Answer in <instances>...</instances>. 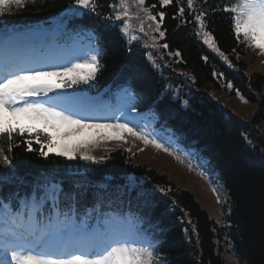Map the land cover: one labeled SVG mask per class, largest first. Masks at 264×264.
Wrapping results in <instances>:
<instances>
[{
  "label": "snow or ice",
  "instance_id": "6c2138e0",
  "mask_svg": "<svg viewBox=\"0 0 264 264\" xmlns=\"http://www.w3.org/2000/svg\"><path fill=\"white\" fill-rule=\"evenodd\" d=\"M38 3L39 0H0V17L13 7L19 10ZM157 3L110 0V11L103 14L97 10V0H74L69 10L74 16L88 13L112 21L129 45L137 42L145 49L167 51L169 45L159 41L166 36V9L175 6L172 18L183 22L186 13L193 16L199 25L196 34H202L203 43L227 61L212 33L205 31L208 16L223 12L229 15L237 44L264 55V0H228L227 5L201 0L199 8L194 7V0H186V6L185 0ZM77 35H86L87 46L77 44L59 60H20L7 55L0 59V167L11 168L12 153L22 145L26 152H37L44 159L52 154L66 160L103 164L109 157H97L92 150L111 140L127 143L125 134L183 162L178 153L158 138L122 122L123 112L120 116L95 119L89 115L93 109L82 104L76 91L68 93V89L89 85L103 67L101 48L94 43V30L82 29ZM147 58L159 67L151 51ZM213 75L219 78L223 73L214 71ZM227 88L233 90L231 81ZM235 94L247 103L239 89ZM127 95L131 98L133 94ZM128 111L136 112L135 105L130 104ZM85 131L92 135L69 142ZM34 144L39 147L34 148ZM5 182L11 183L12 179L0 176V264H168L159 253L158 241L142 227L141 217L104 211L102 192L93 193L95 203L91 211L80 213L79 202L89 194L88 183L74 181L65 189L64 179L45 174L32 182L23 195H4ZM213 191L217 193V202L223 203L217 189Z\"/></svg>",
  "mask_w": 264,
  "mask_h": 264
},
{
  "label": "trees",
  "instance_id": "16d2710c",
  "mask_svg": "<svg viewBox=\"0 0 264 264\" xmlns=\"http://www.w3.org/2000/svg\"><path fill=\"white\" fill-rule=\"evenodd\" d=\"M68 1L41 0L37 6H27L9 20L21 21L46 16L58 11ZM200 3L201 0L199 7ZM212 3L220 4L215 0ZM166 10L168 14L171 12L165 21V25L170 28L171 47L181 52L185 67L195 74L198 85L202 86L212 79L214 68H222L256 106L248 121L240 120L233 115H226L206 95H202L196 99L195 110L191 111L196 127L204 135L225 182L227 196L221 206L223 221L219 223L212 217L192 191L180 187L167 173L139 162L136 155L127 156L117 151L105 163L92 168L91 174L98 177L106 172L117 175L134 172L171 189V196L178 207L169 205L162 213L167 222L176 224L163 250L168 264H225L224 243L233 246L242 264H264V126L262 131L254 128L264 121V74L253 71L247 77L246 64L234 56L232 61L239 67L231 71L218 61L205 62L202 54L205 53L208 58L210 56L196 41L192 27H189V23L186 27H177L178 20L172 18L175 6ZM208 21L223 50L233 54V49L236 52L244 51L232 34L228 16L218 12L210 14ZM113 37L111 32L108 41L114 42V45L105 61L103 78L112 75L126 54V48L123 46V49H119L121 43ZM247 136L250 138L248 142ZM12 162L20 169L32 172L41 169L61 170L69 164L62 158L50 156L44 159L37 152H26L23 145L14 149ZM170 208L175 210L176 215L171 216L173 213ZM179 219L181 223H178Z\"/></svg>",
  "mask_w": 264,
  "mask_h": 264
},
{
  "label": "rangeland",
  "instance_id": "374dc122",
  "mask_svg": "<svg viewBox=\"0 0 264 264\" xmlns=\"http://www.w3.org/2000/svg\"><path fill=\"white\" fill-rule=\"evenodd\" d=\"M226 103L230 107L231 106H236V107L240 108V107L245 106V105H241L240 106V103L235 98L234 99L233 98H229L226 101ZM99 153H100L99 150H92V154H99ZM143 158L147 159L152 166L156 165L155 167L163 169V170H166L168 172L169 171H175L174 174L177 176V180L180 183L184 184V180L181 178V175L178 172H176V170H178V168L177 169H176V167L174 168V166H171V164H167L166 162H164V160L151 159L147 155L143 156ZM199 197L203 200L204 207H206L210 211L211 216L215 217L216 219H218V221H221L220 213H219V210H218V207H217V203L215 201V198H214L213 194L209 190L204 191V193L199 191ZM218 242H219V240H218ZM224 245H225L224 257H225V260H226V264H239L238 261H237V258H236V254L231 249L230 245L226 244V243Z\"/></svg>",
  "mask_w": 264,
  "mask_h": 264
}]
</instances>
